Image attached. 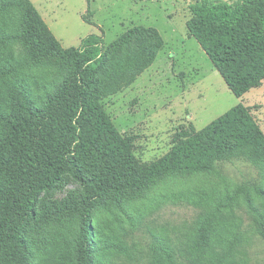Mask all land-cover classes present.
I'll use <instances>...</instances> for the list:
<instances>
[{
    "label": "rangeland",
    "instance_id": "374dc122",
    "mask_svg": "<svg viewBox=\"0 0 264 264\" xmlns=\"http://www.w3.org/2000/svg\"><path fill=\"white\" fill-rule=\"evenodd\" d=\"M31 1L63 47L78 46L89 34L104 37V49H109L101 73L104 80L145 62L146 51L154 53L152 63L133 83L102 101L118 137L90 145L79 155L84 177L99 171L105 151L129 150L139 163H150L178 144L189 124L201 129L236 108L245 115L246 126L237 124L236 118L231 125L233 137L247 144L255 127L261 135L257 164L219 163L213 172L186 167L178 174L163 172L145 182H128L110 190L91 215L99 248L94 264H185L186 260V264H264V236L241 200L213 227L207 248L196 244L200 207L195 203L224 199L242 180H264V67L244 57L234 58L230 70L256 79L247 91L234 95L186 27L189 5L203 0ZM222 1L234 5L239 0ZM88 10L93 13L85 21L82 16ZM21 30L18 8L0 15V37L5 38L0 54L11 53L22 63L32 100L41 105L71 64L58 54L28 60L16 38ZM256 61L263 63L264 54ZM16 78L0 77L1 93L7 98L14 95ZM82 197L79 183L69 174L61 176L42 193L20 239L0 251V264H18L21 258L30 264H75L54 250L56 243L74 244ZM255 203L264 214V202L256 199Z\"/></svg>",
    "mask_w": 264,
    "mask_h": 264
},
{
    "label": "trees",
    "instance_id": "16d2710c",
    "mask_svg": "<svg viewBox=\"0 0 264 264\" xmlns=\"http://www.w3.org/2000/svg\"><path fill=\"white\" fill-rule=\"evenodd\" d=\"M11 7L18 8L22 15V30L16 38L28 60L58 54L70 62L71 68L44 103L36 105L29 82L22 76V63L11 53L0 54V77L17 75L18 82L11 98L0 89V251L20 239L42 193L65 174L79 183L83 193L78 207L79 228L72 246L68 242L56 243L54 251L75 264H94V252L99 248L91 215L110 190L128 182H145L163 172L178 174L186 167L198 166L213 172L219 163L260 161L257 152L261 135L251 119L255 128L248 134L249 143L233 137L231 125L236 118L240 120L237 124L246 126L245 115L236 108L201 129L189 124L180 142L150 163H139L129 150L105 151L99 171L84 177L79 155L90 145L118 137L102 101L133 83L152 63L154 53L146 51L145 62L104 80L101 73L109 59L104 37L89 34L78 46L63 47L31 0H0V15ZM189 12L188 33L205 50L234 95L240 96L256 79L230 70L229 64L236 57H244L264 67V62L256 61L264 54V0H239L234 5L203 0L190 4ZM92 13L88 10L83 20L87 21ZM4 42L5 38L0 37V44ZM213 42L217 45L211 46ZM256 199L264 202V180H242L224 199L195 202L200 207L196 244L201 248L209 246L213 227L237 200L254 215L264 236V214L257 209ZM18 264L30 263L21 258Z\"/></svg>",
    "mask_w": 264,
    "mask_h": 264
}]
</instances>
